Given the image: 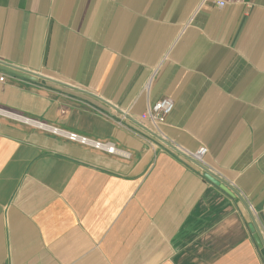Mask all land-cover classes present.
Instances as JSON below:
<instances>
[{
  "label": "crops",
  "instance_id": "obj_1",
  "mask_svg": "<svg viewBox=\"0 0 264 264\" xmlns=\"http://www.w3.org/2000/svg\"><path fill=\"white\" fill-rule=\"evenodd\" d=\"M0 61V264H264V0H0Z\"/></svg>",
  "mask_w": 264,
  "mask_h": 264
},
{
  "label": "built area",
  "instance_id": "obj_2",
  "mask_svg": "<svg viewBox=\"0 0 264 264\" xmlns=\"http://www.w3.org/2000/svg\"><path fill=\"white\" fill-rule=\"evenodd\" d=\"M218 4L223 5L224 1H218L217 5ZM9 73H12V72H9ZM14 74L15 73H12V75ZM3 78H4V75L3 74L0 75V80H3ZM173 108H174L173 101L168 97H162L161 99L149 105L146 111L142 113L141 115H139V117L135 119V121L140 122V123H144V121L150 122L153 128H150V129L147 128L146 130L152 134V132H154L153 131L154 128L157 129L160 125H162V123L165 122L167 115L173 110ZM54 132H57V130L54 129ZM66 136L70 140L79 141L80 143L85 144V145L88 144L97 150H101V151L104 150L107 153H111V154L122 153L119 151V149L117 150V148L110 141H106V140L100 141L96 139H91L89 137L86 138L74 132L68 133L66 134ZM159 139L161 140V142L163 143L165 147H168L172 151L180 152L192 162L194 161L203 176L205 174H210L213 177L222 180L219 172L212 166L207 165L204 160V157L208 151L206 147L200 146L195 151L189 152L187 150L182 149L179 145H174L172 142L167 141L166 138L164 137H161V138L159 137Z\"/></svg>",
  "mask_w": 264,
  "mask_h": 264
},
{
  "label": "water",
  "instance_id": "obj_3",
  "mask_svg": "<svg viewBox=\"0 0 264 264\" xmlns=\"http://www.w3.org/2000/svg\"><path fill=\"white\" fill-rule=\"evenodd\" d=\"M0 68L7 71V72H12V73H15L21 77H37V75L33 72H30L29 70L27 69H22L18 66H15V65H12V64H7L5 62H2L0 61ZM204 177L207 179V180H210L211 182H213L214 184H216L217 186H219L223 191H226L227 193L229 194H232V195H235L232 191V189L225 183L223 182L222 180L220 179H217L215 177H213L212 175L210 174H205ZM250 229L251 231L253 232L254 234V238H256V240L258 241V243L260 242V239L258 238V235L257 233H255V229H254V226L250 225Z\"/></svg>",
  "mask_w": 264,
  "mask_h": 264
}]
</instances>
